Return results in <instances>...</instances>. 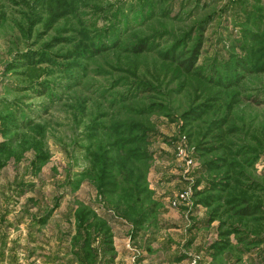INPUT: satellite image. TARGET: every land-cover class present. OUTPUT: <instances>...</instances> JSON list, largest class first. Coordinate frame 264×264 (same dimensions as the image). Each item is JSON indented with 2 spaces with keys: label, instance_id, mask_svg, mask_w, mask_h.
I'll list each match as a JSON object with an SVG mask.
<instances>
[{
  "label": "rangeland",
  "instance_id": "1",
  "mask_svg": "<svg viewBox=\"0 0 264 264\" xmlns=\"http://www.w3.org/2000/svg\"><path fill=\"white\" fill-rule=\"evenodd\" d=\"M114 255L264 264V0H0V262Z\"/></svg>",
  "mask_w": 264,
  "mask_h": 264
},
{
  "label": "crops",
  "instance_id": "2",
  "mask_svg": "<svg viewBox=\"0 0 264 264\" xmlns=\"http://www.w3.org/2000/svg\"><path fill=\"white\" fill-rule=\"evenodd\" d=\"M113 251H115V250H113ZM119 256H120V255H119ZM112 258H113V259H112V264H117L118 260H120V257L116 260V258H117L116 255H114ZM105 263H106V262H105V260H103V257H102V263H100V264H105ZM0 264H5V262H0Z\"/></svg>",
  "mask_w": 264,
  "mask_h": 264
},
{
  "label": "trees",
  "instance_id": "3",
  "mask_svg": "<svg viewBox=\"0 0 264 264\" xmlns=\"http://www.w3.org/2000/svg\"><path fill=\"white\" fill-rule=\"evenodd\" d=\"M143 49V46H141V48L139 50H142ZM251 209L247 208L246 211L243 213V214H248L250 213ZM105 264H108V263H105Z\"/></svg>",
  "mask_w": 264,
  "mask_h": 264
}]
</instances>
